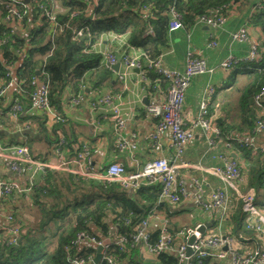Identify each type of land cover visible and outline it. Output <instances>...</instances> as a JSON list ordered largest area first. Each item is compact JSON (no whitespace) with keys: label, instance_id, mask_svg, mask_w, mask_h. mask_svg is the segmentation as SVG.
<instances>
[{"label":"trees","instance_id":"trees-1","mask_svg":"<svg viewBox=\"0 0 264 264\" xmlns=\"http://www.w3.org/2000/svg\"><path fill=\"white\" fill-rule=\"evenodd\" d=\"M60 1L65 10L55 12L52 6L54 0H22L15 7L22 14L24 10L28 12L20 18L15 17L11 23L5 21L9 14L7 0H0V90L13 79L14 67L18 65V90L8 103L5 102V94L0 97V125L5 126L10 121V116L6 117L5 114L15 103H20L28 111L19 118L20 123L24 128L43 135V138L27 135L22 140L7 139V144L27 145L32 156L39 160L44 159L35 149L34 143L38 140L53 146L56 156L59 149L61 156L68 160L78 155L84 143L75 146L77 140L59 137V131L64 132V122L51 120L47 112L31 111L35 78L48 80L51 105L63 117V97L67 93L70 95L67 101H72L84 96L86 88L99 90L112 81V69L103 63L101 54L95 49L103 35H128V45L141 49L150 59H158L169 46L172 9L181 15L184 28L190 29L205 12L222 8L223 14L228 15L230 10L245 6L248 0ZM253 5L255 12L249 18V25L258 28L264 37V0L253 2ZM42 7L53 10L64 23L54 29V24ZM80 30L82 34H79ZM259 52L260 60H244L230 68L233 77L244 72L252 76V81L243 89L240 98V128L245 127L249 131L255 130L256 122L264 111V102L259 106L255 100L264 86V39L259 44ZM36 55L46 57L35 60ZM146 75V81H151L152 85L157 82L166 85L153 70L147 68ZM256 108H262V111L253 113ZM4 138L0 136V140ZM241 144L239 146L250 160L249 180L257 193L256 203L262 207L264 151H253L245 143ZM160 194L159 182L143 181L136 189L129 191L117 181L84 178L72 172L47 169L36 179L29 196L25 198V194H21L23 202L12 207L8 213L20 225L16 243H9V222L5 218L0 222V264H73L69 258L95 257L97 246L75 243L76 235L81 231L102 241L111 239L98 264H179L178 257L166 251L157 254L153 262L140 261L137 244L133 241L137 224L161 210L167 211V233L174 236L175 243L182 241L178 234L188 226L181 227L172 221L171 216L175 214L169 211L171 202L161 200ZM28 208L39 210L37 221L32 220ZM235 216L231 236L254 239L258 245L254 250L263 249L264 236L254 227H249L248 215L240 210V214ZM162 228L149 231L150 244L158 241ZM119 236L125 237L122 246L117 243ZM198 261L194 258L197 264H213L210 255L201 259V263Z\"/></svg>","mask_w":264,"mask_h":264},{"label":"crops","instance_id":"crops-1","mask_svg":"<svg viewBox=\"0 0 264 264\" xmlns=\"http://www.w3.org/2000/svg\"><path fill=\"white\" fill-rule=\"evenodd\" d=\"M256 1L258 0H248L245 6L230 10L225 23L219 28L194 25L190 29L183 27L171 31L169 46L162 56L163 66L183 71L186 67L187 51L192 50L196 55L204 58L208 66L216 67L213 74H199L193 77L186 92L182 115L185 126L190 128L198 116L206 87L209 84L213 85L215 93L210 99V112L214 124L221 129V134L219 137H215V145L210 147L203 130L199 127L195 128V136L188 143L183 154V164L178 169V180L181 185L190 191H194L196 185L193 180L197 179L203 189L200 199L203 203L210 202L211 194L215 190H226L229 195L228 208L226 212L221 209L206 210L200 204L201 202L193 199H184L177 204L170 203L168 205L169 211L175 214L171 216L172 221L177 222L181 227L188 226L197 229L201 225L208 224L204 234L213 233L231 236L234 233L235 215H239L240 210H242L239 193L254 190L249 180L250 160L239 145H242L241 142H247L249 137L253 136L254 143L264 148V128L259 130L253 128L252 131L245 129V127L240 128L242 127L240 98L243 89L252 81V76L244 72L237 73L233 77L230 69L219 68L221 61L230 52H233L237 57H245L253 43L260 44L264 39L258 28L249 25V18L255 12L253 2ZM52 6L55 12L65 10L60 0H54ZM243 25H246L249 29L248 40L231 42L230 32ZM127 39L128 35L113 33L102 36L101 40L95 45V49L101 54L103 63L106 66H108L107 54L114 53L121 57L125 51ZM214 40L217 44L210 45ZM45 57L36 55L35 60L45 59ZM17 66L15 65L13 70L14 80L17 79ZM110 68L113 71L110 84L99 90L86 88L85 95L81 96L79 102L67 101L70 97L69 93L63 97L65 126L64 132L59 131V137L66 136L72 140H77L75 146L81 143L88 144L92 152V167L96 171L103 169L105 171L110 163L123 162L128 174L134 173L141 170L148 161L159 157H168L173 152L170 134L158 130V118L147 110L148 105L161 103L166 99L167 84L157 82L152 85L151 81L143 80L139 69L126 68L122 61H120L117 69L112 66ZM124 72L127 75L122 78L121 75ZM17 90L18 86L15 83L5 93V102H10ZM104 93L117 96L125 120L122 135L131 144L136 145L135 148L120 150L116 146L117 134L114 120L104 110L93 109L92 101ZM258 108L252 112L260 113L259 111H262V108L261 110ZM31 111L37 112L38 110L32 106ZM0 129L16 133L25 128L19 119L11 117L5 126L0 125ZM223 129L226 131H222ZM155 135H157V138H155ZM0 136L5 137L4 140H0V142L5 143H8L9 140L7 139L10 138H18L19 140L25 138V136L10 137L1 134ZM42 136L39 133H34L32 137L43 138ZM34 144L35 149L38 150L44 160L58 161L64 158L63 155L58 154L56 156L53 146H49L44 140H38ZM222 154L235 158L242 169L241 180L235 183V188L220 176L208 170L211 167L224 165L223 159L219 158ZM64 155L66 156L65 153ZM71 167L74 168L75 164L72 163ZM0 178L16 179L26 183L28 173L16 174L10 168V160L6 157H0ZM255 194L257 196L256 191ZM27 196L29 195L24 197L27 198ZM22 198L23 195L21 194L9 195L1 205L2 213L4 215L10 213L12 207H16L23 202ZM259 208L264 213V206H259ZM29 210L28 208V214ZM23 211L27 215L26 210L23 209ZM166 214V210L154 212L149 218V231L165 226L167 222ZM94 231L98 233L96 229ZM233 238L236 246L245 252H250L254 250L255 246H258L256 241L249 237L238 239L234 236ZM87 243L82 242L81 245ZM137 248L140 261L153 262L155 260V256L149 252L145 243H138ZM219 251L218 248L211 250V263L231 264L229 258L221 259L218 257Z\"/></svg>","mask_w":264,"mask_h":264},{"label":"built area","instance_id":"built-area-1","mask_svg":"<svg viewBox=\"0 0 264 264\" xmlns=\"http://www.w3.org/2000/svg\"><path fill=\"white\" fill-rule=\"evenodd\" d=\"M22 0H7L9 7V14L5 18L6 22H13L15 17L20 18L25 15L28 10H24L23 14L16 9V4ZM226 7V6H224ZM44 9V7H42ZM47 18L54 24V29L62 25L64 21L57 18L53 10L44 9ZM172 20L169 25V30L174 31L183 28L181 22V15L171 10ZM227 15H224L222 8L212 9L201 15L196 25H207L213 28L221 27L226 21ZM82 30L79 34H82ZM150 33L152 31L150 30ZM231 42H244L249 38V29L246 25L241 26L235 31L230 32ZM214 40L210 45H216ZM259 44L253 43L245 57H237L230 52L220 63L219 68L229 70L236 64L244 60H260ZM108 66L116 64L118 61L124 62L126 68H137L141 71L143 80L147 79L146 70H153L160 75L164 82L167 84L166 99L161 103L151 104L147 106L149 113L158 118L157 128L161 132H168L172 139L173 152L168 157H159L148 161L141 170L129 173L126 171L123 162H113L108 164L105 171H96L92 167V152L88 144L84 143L75 158L70 160L61 158L58 161L39 160L35 159L27 145H10L0 142V157H6L10 160V168L16 174L28 173L26 183L19 180H9L0 178V222L6 219L9 222L7 227L11 234L9 243L17 242V235L20 230V225L14 222L12 215H4L1 211V204L4 198L10 194L18 193L28 195L35 184L36 177L40 173L45 172L47 169L57 171L72 172L84 178H99L107 181H117L123 187L132 191L136 189L143 181L146 182H159L161 186L160 199L177 204L184 199H193L206 210L221 209L226 212L228 208L229 195L226 190L217 189L211 194L210 202L203 203L201 194L203 192L202 186L197 179H194L196 189L190 191L185 186L181 185L178 180V169L183 164V154L188 143L195 136V128L199 127L203 130L206 141L210 147L215 145V137H219L221 129L214 124L213 116L210 112V99L215 93L213 85H208L203 93L200 103L198 116L193 121L190 128L185 126L182 110L185 101L186 92L191 84L194 76L199 74H213L216 67L208 66L206 60L192 50H188L186 54V67L183 71L170 69L162 64V56L158 59H150L145 56L143 51L135 46L126 45L125 51L121 57L114 53L107 54ZM143 59L145 60L143 62ZM146 67V70L143 68ZM127 73H123L121 77H125ZM36 88L32 93L33 108L47 112L51 120L64 122L65 118L58 115L50 102L49 97V82L46 78L36 79ZM16 83L12 79L9 84L0 90V97H2L7 90ZM81 96L73 98L74 102H79ZM256 103L261 106L264 102V86L256 95ZM93 109H102L110 114L114 120L115 132L117 134L116 146L120 150L126 148H135L136 145L131 144L123 135L122 129L124 128V115L122 113L120 103L117 96L111 93H104L100 95L92 104ZM28 111L23 108L20 103H15L9 112L5 114L6 117L10 116L19 119V117L27 114ZM264 128V111L261 112V118L256 122L255 130ZM157 138V135H155ZM245 144L253 151L262 150L264 148L257 146L254 143L253 136H250ZM57 153L61 155L59 149ZM219 158L223 159V166L211 167L208 170L220 176L224 181L235 188V183L241 180L242 171L239 162L229 156L222 154ZM74 163L75 167L72 168L71 164ZM239 198L242 202V210L248 215L249 227H254L259 233L264 236V213L260 210L256 203V194L253 189L242 191L239 193ZM149 218L142 220L137 224L135 233L133 234V241L138 243H145L149 252L156 256L162 251L175 254L179 259V264H197L194 258L201 259L208 257L211 250L218 248V257L221 259L229 258L231 264H264V248L260 250H252L245 252L239 249L232 236H223L221 234H201L196 228H184L179 232L181 242L175 243L173 235L167 233L166 224L163 226L158 241L155 244H150L149 239ZM195 236V241L190 247L193 250L191 255H188V239L190 236ZM82 242L92 243L95 246L103 245V241L97 239L95 236L88 234L85 231L77 233L75 243L81 244ZM125 242L124 236H119L117 243L122 246ZM106 248V246H105ZM226 248V249H225ZM73 264H92L94 257L84 258H69ZM112 262L111 258H108Z\"/></svg>","mask_w":264,"mask_h":264},{"label":"water","instance_id":"water-1","mask_svg":"<svg viewBox=\"0 0 264 264\" xmlns=\"http://www.w3.org/2000/svg\"><path fill=\"white\" fill-rule=\"evenodd\" d=\"M26 1L29 2V0H26ZM119 65H120V61H118L116 64L112 65V67L117 69L119 67ZM0 134L1 135H7V136H10V137H23V136H26V135H31V136L34 135L33 131L31 129H29V128H25V129L20 130V131H18L16 133H10L7 130L0 129ZM207 225L208 224L201 225V226H199L197 228V230L201 234H204ZM195 239H196L195 236L192 235V236L189 237V239L187 241V243L189 245V247H188V255H191L193 253V250L190 247V245L193 244V242L195 241ZM110 242H111V239L110 238H107V239H105L103 241V245L97 246V253H96L95 257H94V260H93L92 264H98L99 263V261L101 260V258L103 256V250H104L105 246H107Z\"/></svg>","mask_w":264,"mask_h":264},{"label":"rangeland","instance_id":"rangeland-1","mask_svg":"<svg viewBox=\"0 0 264 264\" xmlns=\"http://www.w3.org/2000/svg\"><path fill=\"white\" fill-rule=\"evenodd\" d=\"M40 214L38 209L32 208L31 210H29V215H32V220L35 222L37 221V217Z\"/></svg>","mask_w":264,"mask_h":264}]
</instances>
